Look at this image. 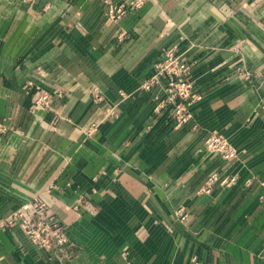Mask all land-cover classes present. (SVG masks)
Instances as JSON below:
<instances>
[{"label": "crops", "instance_id": "1", "mask_svg": "<svg viewBox=\"0 0 264 264\" xmlns=\"http://www.w3.org/2000/svg\"><path fill=\"white\" fill-rule=\"evenodd\" d=\"M134 1L0 0V224L44 194L69 237L0 225V264H264V0ZM168 49L201 95L180 127L142 88Z\"/></svg>", "mask_w": 264, "mask_h": 264}, {"label": "built area", "instance_id": "2", "mask_svg": "<svg viewBox=\"0 0 264 264\" xmlns=\"http://www.w3.org/2000/svg\"><path fill=\"white\" fill-rule=\"evenodd\" d=\"M147 0H136L131 3V8H138ZM127 5H111L109 14L111 18L119 19L128 12ZM189 64L183 60L182 53L174 49H168L162 58L155 64L154 74L145 80L142 88L151 90L158 84L163 76H166L164 94L158 97L157 112L167 106L173 108L175 126L180 127L188 121L191 116L190 106L201 98L195 90L193 80L188 76ZM46 94L39 97L37 103L48 105ZM5 133V127L0 123V137ZM206 148L219 154L224 160L231 161L238 156L237 148L229 139L219 132H213L206 140ZM236 176H225L220 178L218 173L212 174L205 188L210 192L213 185L219 181L222 186H231L236 182ZM254 178L247 180L249 186ZM264 185V179L261 180ZM264 199V197H263ZM80 202H83L81 199ZM181 220H186L187 212L183 207L176 210ZM19 224L25 231L29 240L45 249L53 250L56 247H64L69 242L66 225L60 220L58 214L53 210L50 200L44 194L38 195L28 203L22 205L14 213L1 222L2 226ZM194 264H200L194 259Z\"/></svg>", "mask_w": 264, "mask_h": 264}]
</instances>
